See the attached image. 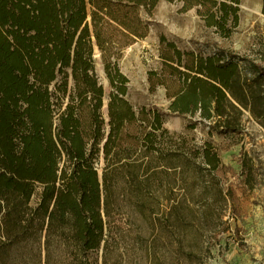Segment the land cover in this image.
Listing matches in <instances>:
<instances>
[{
  "label": "trees",
  "instance_id": "obj_1",
  "mask_svg": "<svg viewBox=\"0 0 264 264\" xmlns=\"http://www.w3.org/2000/svg\"><path fill=\"white\" fill-rule=\"evenodd\" d=\"M157 2L0 0V231L7 237L0 238V264L7 263L12 242L35 243L41 235L47 249L55 239L73 244L82 256L100 248L108 239L117 179L141 191V178L154 175L160 164L179 169L185 201L177 211L184 209L191 221L214 219L224 193L216 175L220 158L211 145L175 139L164 128V111L155 105L136 110L125 98L127 78L112 63L108 70L117 92L110 96L108 119L103 112L105 89L95 68V45L111 54L145 36L137 11L151 10ZM184 2L185 9L197 3L217 7L207 13L209 24L225 35L230 19L238 22L234 4L239 0ZM176 52L182 62L181 51ZM195 66L200 75H185L171 111H199L210 120L224 115V105H234L231 96L244 103L237 60L200 57ZM252 67L264 75V64ZM192 174L196 178L190 184ZM154 199L137 202L138 209ZM183 221L190 218L184 216L178 225Z\"/></svg>",
  "mask_w": 264,
  "mask_h": 264
},
{
  "label": "rangeland",
  "instance_id": "obj_2",
  "mask_svg": "<svg viewBox=\"0 0 264 264\" xmlns=\"http://www.w3.org/2000/svg\"><path fill=\"white\" fill-rule=\"evenodd\" d=\"M184 5V0H158L151 10L141 6L137 12L147 27L146 35L134 37L111 54L96 44L94 62L105 89L107 119L110 96L117 92L108 70L112 63L127 78L125 98L136 110L149 105L161 108L164 128L175 139L185 136L191 145L207 143L217 152L216 175L224 198L213 210L214 219L191 221L184 209L177 211L185 201L179 169L160 164L154 175L141 178L145 183L141 191L130 181L117 179L107 216L108 239L100 248L82 256L73 244L55 239L47 249L41 235L35 243L12 242L6 264H264V75L252 67L264 64V0L234 4L239 19L236 24L230 19L227 35L209 24L207 13L217 12V7L197 3L185 9ZM210 56L239 62L245 80L244 103L231 96L234 105H224V115L210 120L199 111H171L185 75H200L195 62ZM104 166L101 157L100 173ZM189 178L191 184L196 176ZM152 195L154 202L138 209L137 202ZM37 200L36 196L33 205ZM184 216L190 222L178 225ZM0 238L7 240L1 231ZM39 256L41 262H33Z\"/></svg>",
  "mask_w": 264,
  "mask_h": 264
}]
</instances>
